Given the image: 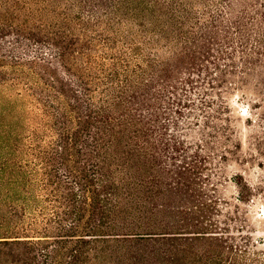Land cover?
I'll use <instances>...</instances> for the list:
<instances>
[{"label":"trees","instance_id":"trees-1","mask_svg":"<svg viewBox=\"0 0 264 264\" xmlns=\"http://www.w3.org/2000/svg\"><path fill=\"white\" fill-rule=\"evenodd\" d=\"M258 196L264 0H0V264H264Z\"/></svg>","mask_w":264,"mask_h":264},{"label":"rangeland","instance_id":"rangeland-1","mask_svg":"<svg viewBox=\"0 0 264 264\" xmlns=\"http://www.w3.org/2000/svg\"><path fill=\"white\" fill-rule=\"evenodd\" d=\"M240 106V108L243 110L242 117L243 119H246L249 116V114L246 113V107L243 105ZM220 166H222V168L219 169L218 172L222 177H229L241 169L238 165L232 163H229V165L223 164ZM245 175L250 181L256 182L262 178L263 172L257 166H255L254 168H250V170H248ZM220 187L223 192V196H225L227 199H230V197L233 196L237 191L236 186L232 182L226 183ZM248 210L250 211V217L253 218V221H251V227L258 230L257 235L263 233L261 230H264V198L261 196L255 197L254 200L248 205Z\"/></svg>","mask_w":264,"mask_h":264}]
</instances>
